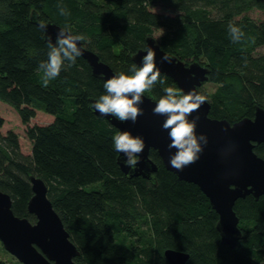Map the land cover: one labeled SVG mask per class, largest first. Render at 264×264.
Here are the masks:
<instances>
[{"label":"trees","instance_id":"trees-1","mask_svg":"<svg viewBox=\"0 0 264 264\" xmlns=\"http://www.w3.org/2000/svg\"><path fill=\"white\" fill-rule=\"evenodd\" d=\"M60 3L70 16L59 14ZM159 6L160 12L151 9ZM252 10L263 18L253 19ZM33 16L82 34L83 47L115 74L131 75L132 65L139 67L133 56L163 31L157 40L163 50L207 69L206 83L215 86L206 97L209 117L234 123L264 109V53H257L264 47V0H0V98L25 124L38 110L53 117L27 128L31 154L25 155L17 134L1 132L0 114V191L10 196L14 214L36 222L27 209L34 176L47 186L81 264H168L167 249L189 254L186 264H264V195L236 201L241 238L231 248L221 242L209 199L168 171L155 150L154 180L127 177L113 146L118 129L91 109L106 81L79 56L44 87L37 68L48 42ZM230 21L244 31L241 42L231 40ZM160 79L165 84L146 96L158 101L164 87L180 90L170 77ZM254 152L264 160V144Z\"/></svg>","mask_w":264,"mask_h":264},{"label":"water","instance_id":"water-1","mask_svg":"<svg viewBox=\"0 0 264 264\" xmlns=\"http://www.w3.org/2000/svg\"><path fill=\"white\" fill-rule=\"evenodd\" d=\"M31 21L38 25L34 16ZM45 23L47 31L43 32L46 42L49 37L55 42L57 33L64 28L52 21ZM78 47L82 52L80 56L87 61L95 77H103L107 81L115 74L97 54L83 47L82 42ZM148 47L156 51L160 74L170 77L183 93L193 89L199 93L198 89L208 79L205 67L198 62L186 64L169 54L155 37H148L146 48L133 56L138 66ZM165 55L170 62L163 59ZM143 99L140 105L143 115L134 124L101 115L94 108L96 100H91L95 115L108 120L118 131L130 130L145 142L135 171L125 165L126 157L118 152L120 169L129 178L142 176L154 180L158 167L150 158V151L155 150L168 171L177 175L179 180L197 185L205 194L219 216L216 228L222 244L234 248L241 238L239 218L234 211L236 201L249 195L257 200L264 195V160L254 152L256 145L264 144V109L256 107L253 118L230 123L209 117L211 106L206 100L190 119L200 117L197 133L206 134L209 142L196 163L178 171L169 162L175 149L168 148L171 141L162 127L165 117L153 114L157 101L145 94ZM30 182L33 196L27 209L29 214L35 216V223L15 215L10 196L0 191V242L3 247L23 264H81L75 260L79 256L78 249L71 242L68 231L47 196V186L42 179L34 176L30 177ZM164 256L168 264H186L189 259V254L174 249L165 250Z\"/></svg>","mask_w":264,"mask_h":264},{"label":"clouds","instance_id":"clouds-1","mask_svg":"<svg viewBox=\"0 0 264 264\" xmlns=\"http://www.w3.org/2000/svg\"><path fill=\"white\" fill-rule=\"evenodd\" d=\"M61 16H70L68 9L62 4L57 5ZM40 30L47 31V24L38 21ZM228 34L234 43L241 42L245 33L235 22L228 23ZM85 37L82 34H73L70 30L60 29L55 42L49 37L47 59L42 61L37 72L42 74V85L47 87L49 83L59 77L66 66L76 63L77 57L82 52L78 44ZM156 51L148 47L146 55L142 57L139 67L132 65L131 75L118 72L109 78L103 85L105 94L99 96L94 108L103 116H112L120 122L131 121L136 123L143 115V94L152 90L156 84H165L160 79V70L157 67ZM164 60L170 59L167 55ZM245 61V66H246ZM162 95L153 109L154 115L165 117L163 129L167 131L170 143L168 148L175 149L170 156V165L178 171L196 163L209 142L206 134H198L197 126L199 116L191 118L193 112L199 110L206 102V96L195 89L183 93L175 87L166 86ZM113 146L117 152L122 153L126 159L125 165L133 171L138 165V156L143 152L145 142L142 137L134 136L130 130L117 131L113 136Z\"/></svg>","mask_w":264,"mask_h":264},{"label":"rangeland","instance_id":"rangeland-1","mask_svg":"<svg viewBox=\"0 0 264 264\" xmlns=\"http://www.w3.org/2000/svg\"><path fill=\"white\" fill-rule=\"evenodd\" d=\"M155 11H162V9L159 7H153L151 8ZM249 15L255 19L260 20L263 18L262 12L259 10H252ZM163 31H156L154 33V37L159 40V38L162 36ZM257 53H264V47H261L257 50ZM202 87V93L206 97L214 91L215 86L211 84H207L206 82L201 86ZM0 114L4 118V125L1 129V132L3 134H6L7 131H13L18 136V140L20 143L21 152L25 155L31 154V142L27 138L26 132L27 128L39 125V126H46L53 122V117L43 111H36V116L30 120L28 124H25L22 120V116L20 112L13 106L9 105L8 103L2 101L0 98ZM0 243V260L5 261L9 264H19V261L11 255L8 251L5 250L3 245Z\"/></svg>","mask_w":264,"mask_h":264}]
</instances>
